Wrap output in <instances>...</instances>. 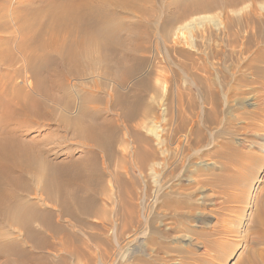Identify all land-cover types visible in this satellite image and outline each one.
I'll return each mask as SVG.
<instances>
[{"label": "rangeland", "instance_id": "obj_1", "mask_svg": "<svg viewBox=\"0 0 264 264\" xmlns=\"http://www.w3.org/2000/svg\"><path fill=\"white\" fill-rule=\"evenodd\" d=\"M159 6L165 17L173 9L171 0H159ZM228 13L253 19L234 25L231 30L236 33L227 36L222 25L216 26L207 20L201 26L209 28L211 33L209 30H202V35L195 33V17H189L177 25L186 28L185 37L173 36L164 42L149 34L145 50L126 51L125 54L119 50L120 53L115 54L114 72L107 81L113 82L117 93L132 98L140 80L150 77V81L148 88L145 87L147 90L144 88L141 92L143 100L139 112L126 117L121 106L115 103L111 112L100 114L99 121L111 118L117 130L110 163L104 151L80 144L73 132L63 129L56 119L47 128L25 127L28 137L34 135L38 140L48 139L53 143V150L57 151L52 153L54 163L78 164L81 183L90 177L91 194L79 195L77 191L86 205H90L88 211L74 208L72 199L64 212L59 206L44 202L39 193L37 199L34 198L39 209L53 214L61 230L47 232L46 252H49L51 264H85L87 261L96 264L103 257L115 262L128 260L132 250L135 252L138 247L152 252L149 256L139 254V258H154L157 252L164 256L166 261L157 260L158 264H171L175 258L187 264H264V0H257L255 5L245 1ZM220 15L222 13L215 15L218 17L216 23L222 19ZM130 19L134 21L135 17ZM121 35L127 38L125 32ZM122 38V43L129 45L128 38ZM211 44L217 53L209 60L211 77L214 76L212 85L216 86L211 89L213 97L224 103L225 112L219 115V122L208 129V133L213 132L210 152L187 162L183 172L167 179L165 184L160 167L163 139L167 138L170 150L174 151L178 140H183L184 135L189 137L195 127L191 124L194 110L189 108L188 99L210 96L204 88H199L200 85L196 87L187 71L188 75L180 78L178 64L180 60L189 63L190 58H187L191 56L184 52L193 55L197 47L205 51ZM121 58L126 61L120 63ZM125 72V78L121 79ZM12 74L11 70H1L0 82ZM180 90L187 103H184L187 125L183 129L177 127ZM6 92L0 87L2 96ZM196 110L199 109L196 107ZM70 111L69 118L75 109ZM136 133L142 137L139 143ZM238 142H244L246 147L239 146ZM229 147L238 151L234 163L213 154L222 151L220 155H228ZM164 191L171 199L179 197L173 201L182 200L176 205L183 212L178 233L162 230L158 215L164 209L163 196H167ZM214 200L216 204L211 203ZM3 229L7 234L9 230L18 234L16 228ZM179 233L196 239L187 243L177 237ZM147 237H152L151 242ZM4 260L1 256L0 264Z\"/></svg>", "mask_w": 264, "mask_h": 264}, {"label": "bare ground", "instance_id": "obj_2", "mask_svg": "<svg viewBox=\"0 0 264 264\" xmlns=\"http://www.w3.org/2000/svg\"><path fill=\"white\" fill-rule=\"evenodd\" d=\"M245 1L255 5L257 0H171L173 9L169 8L172 11L165 17L159 0H0V72L4 69L13 72L6 81L0 82L1 89L7 90L4 96L0 94V258L5 257L2 264H51L49 252H46L49 246L47 232L59 231L60 228L49 210L37 206L38 193L44 202H50L49 205L52 203L54 207L57 205L64 212L71 199L78 210L88 211L90 208L79 196L81 193L91 194L88 188L90 177L85 185L78 178V164L54 163L52 153L57 151L53 150V143L48 139L38 140L34 135L28 137L25 127L47 128L56 119L63 129L73 132L80 144L104 151L110 163L117 130L111 118L99 121L100 114L102 111L111 112L115 103L121 106L126 117L139 112V104L143 100L141 92L148 88L150 81V77L149 81L140 80L132 98L117 93L113 82H108L114 72L115 54L119 50L123 53L145 50L149 34L164 42L173 36L177 39L185 37L186 28L177 25L189 17H195V33L209 30L201 26L207 20L216 26L222 25L226 35L230 36L234 25L253 19L250 16L238 18L228 13ZM221 13L222 19L217 24L215 15ZM132 16L134 21L130 19ZM122 32L126 33L129 45L122 43ZM127 38L124 37L125 40ZM206 50L201 51L197 47L193 55L192 52H184L191 56L187 58L190 61L180 60L178 64L180 78L188 72L196 87L200 85L199 88H204L206 95L210 96L207 97L209 99H188L189 108L194 110L191 124L195 127L189 137L184 135L183 140H178L174 151L170 150L167 138L163 139L160 167L165 184L167 179L183 172L187 162L210 152L213 132L210 130L208 133V129L218 123L219 115L225 112L224 103L213 97L211 89L214 76L211 77L209 60L217 53L213 45ZM124 60L121 58L119 62ZM126 74H122L121 79ZM181 90L178 97L181 99H177L178 129L187 125L184 115L186 101L182 99ZM72 108L75 113L69 118ZM135 138L138 143L142 141L139 133ZM238 145L246 147L244 142H238ZM228 149V155H220L222 151L213 154L234 163L238 151L234 147ZM77 191H80L79 195ZM164 194L167 195L163 196L164 209L158 215L164 227L162 230L178 233L183 212L176 205L182 200L173 201L179 197L171 199L168 192ZM211 203L216 204L217 200ZM150 220L153 217L150 216ZM4 227L16 228L18 234H14L15 230H9L7 234ZM177 237H182L187 243L196 239L185 233H179ZM147 240L151 242L152 237H147ZM139 249L134 250L138 254L132 250L128 260L115 262L103 257L96 264H158L157 260L166 261L159 252L153 255L154 258H139V254H152ZM180 259L175 258L171 264H184ZM85 264L94 263L87 261Z\"/></svg>", "mask_w": 264, "mask_h": 264}]
</instances>
